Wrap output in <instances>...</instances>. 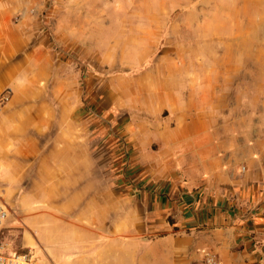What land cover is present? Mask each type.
<instances>
[{
  "label": "crops",
  "instance_id": "1",
  "mask_svg": "<svg viewBox=\"0 0 264 264\" xmlns=\"http://www.w3.org/2000/svg\"><path fill=\"white\" fill-rule=\"evenodd\" d=\"M188 15L202 66L162 69L158 98L162 126L170 125L162 132V177L133 167L124 187L131 196H122L132 204L123 212L132 220L124 235L111 231L99 246L100 239L88 241L86 149L51 147L36 102L0 107V190L15 210L4 224L19 231L30 264H193L204 237H219L224 264H264V114L217 116L212 93L220 77H239L246 92L241 77L253 76L264 108V0H198ZM7 57L0 46V95L24 82L19 60ZM182 76L191 78L190 99ZM247 123L254 133L241 127ZM109 186L118 200L119 188ZM88 243L95 246L90 253Z\"/></svg>",
  "mask_w": 264,
  "mask_h": 264
},
{
  "label": "rangeland",
  "instance_id": "2",
  "mask_svg": "<svg viewBox=\"0 0 264 264\" xmlns=\"http://www.w3.org/2000/svg\"><path fill=\"white\" fill-rule=\"evenodd\" d=\"M197 1L0 0V46L7 58L12 56L8 60H19L24 79L18 86L6 87L0 107L36 102L44 110V133L54 138L51 147L67 142L71 149H86L84 212L88 233H92L88 241L100 239L97 246L106 242L111 231L124 235L132 221L123 213L132 204L122 196L123 192L131 196L124 187L133 182V167L148 177H162V139L167 136L162 132L170 126H162L158 98L162 69L169 73L202 66L194 59L199 51L191 43L194 35L185 20ZM177 78L190 99L191 78ZM245 78L246 92L240 91L239 77L230 82L219 78L212 92L218 105L215 115L237 119L254 116L256 110L264 114L261 102H256L255 77H241L240 84L244 85ZM242 104H246L243 109ZM111 106L113 111L105 112ZM231 126L237 129L240 124ZM241 127L254 133L248 123ZM111 184L120 190L118 200L112 198ZM4 225L0 242L26 255L30 264L32 252L21 246L19 231ZM218 238L215 242L212 237L203 238L193 264L205 251L223 261L216 247L221 243ZM94 247L88 243L86 251Z\"/></svg>",
  "mask_w": 264,
  "mask_h": 264
},
{
  "label": "built area",
  "instance_id": "3",
  "mask_svg": "<svg viewBox=\"0 0 264 264\" xmlns=\"http://www.w3.org/2000/svg\"><path fill=\"white\" fill-rule=\"evenodd\" d=\"M5 97V96H4ZM3 99V98H2ZM11 213V207L0 192V230ZM26 255L12 249L8 243L0 242V264H21ZM196 264H223L219 256L212 251H205L203 257Z\"/></svg>",
  "mask_w": 264,
  "mask_h": 264
},
{
  "label": "bare ground",
  "instance_id": "4",
  "mask_svg": "<svg viewBox=\"0 0 264 264\" xmlns=\"http://www.w3.org/2000/svg\"><path fill=\"white\" fill-rule=\"evenodd\" d=\"M21 263H23V264H28L26 261H25V262H21Z\"/></svg>",
  "mask_w": 264,
  "mask_h": 264
}]
</instances>
